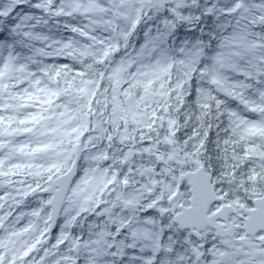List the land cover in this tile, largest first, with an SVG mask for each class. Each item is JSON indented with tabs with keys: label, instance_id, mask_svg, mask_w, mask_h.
I'll return each mask as SVG.
<instances>
[{
	"label": "snow or ice",
	"instance_id": "6c2138e0",
	"mask_svg": "<svg viewBox=\"0 0 264 264\" xmlns=\"http://www.w3.org/2000/svg\"><path fill=\"white\" fill-rule=\"evenodd\" d=\"M202 3L0 0V264H116L141 241L130 260L172 264L177 236L194 264H264V42L246 0L216 25ZM190 103L219 120L221 166L175 139Z\"/></svg>",
	"mask_w": 264,
	"mask_h": 264
},
{
	"label": "clouds",
	"instance_id": "9594fccd",
	"mask_svg": "<svg viewBox=\"0 0 264 264\" xmlns=\"http://www.w3.org/2000/svg\"><path fill=\"white\" fill-rule=\"evenodd\" d=\"M232 3V0H203V3L200 5V8H193L192 11L194 14H197L203 8L214 7L217 9L219 14L218 19L213 20V25L221 23L228 18L220 14V10L228 7ZM244 12L246 13L247 19L249 21L247 25L248 38L254 42H264V0H246V4L243 5ZM146 27L153 30L157 28L164 29L163 25L159 19H153L145 22ZM181 24L177 22L176 31L173 32L169 37L168 46L172 49L174 54L179 55V49L183 47L186 41H192V37L188 35V32L191 29V25H183L184 31L181 32ZM139 36L140 33L135 34ZM196 39L204 40L203 36H200L197 33ZM142 42V37L138 41L133 38L131 43L136 44ZM130 51V49H129ZM216 48L211 44V41H205V53L206 57L211 56L215 53ZM253 51L258 53L264 52V47L254 48ZM229 76H232V73H228ZM201 86H207L206 84H201ZM256 87H262L261 85H256ZM248 94L254 99L259 97L256 95L253 88L248 89ZM187 113V116L184 114ZM201 109L196 106L195 103H190L189 106L185 107L181 113L176 114V119L178 121L176 125V137L175 139L179 142L180 145H184V141L187 140V151H192L194 148L200 152V158L205 160L207 163L215 166H221V160L218 158L217 149L221 147L217 144L216 138H213V133H218L219 129L217 125L219 124L218 119H214L215 113L207 115L201 120ZM207 136V139L205 137ZM205 139L204 147L198 148L200 141ZM162 223V221L160 222ZM160 224L158 223L157 227ZM132 243L131 240L128 241ZM141 248H144V251H140ZM152 248L149 246L148 242H138L135 248H125L124 255L117 259L116 264H143V261L140 260H130L129 257H145L149 258L152 256ZM161 258L164 256L167 257L172 264H177V257L184 256L186 259L180 262V264H194L193 254L191 252V245L185 244L184 240L179 236L176 237L175 242L172 244V251L164 253L161 250Z\"/></svg>",
	"mask_w": 264,
	"mask_h": 264
}]
</instances>
